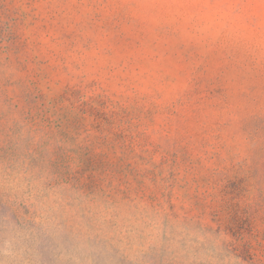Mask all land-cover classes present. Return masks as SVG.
Segmentation results:
<instances>
[{
	"label": "rangeland",
	"instance_id": "rangeland-1",
	"mask_svg": "<svg viewBox=\"0 0 264 264\" xmlns=\"http://www.w3.org/2000/svg\"><path fill=\"white\" fill-rule=\"evenodd\" d=\"M0 264H264V0H0Z\"/></svg>",
	"mask_w": 264,
	"mask_h": 264
}]
</instances>
